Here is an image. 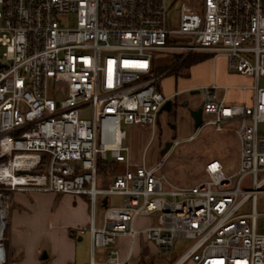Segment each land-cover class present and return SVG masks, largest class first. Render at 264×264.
Segmentation results:
<instances>
[{
	"label": "built area",
	"instance_id": "obj_1",
	"mask_svg": "<svg viewBox=\"0 0 264 264\" xmlns=\"http://www.w3.org/2000/svg\"><path fill=\"white\" fill-rule=\"evenodd\" d=\"M170 9L176 27L168 23ZM157 51H182L179 60L211 52L226 58L229 71L252 78L237 87L240 103L227 100L230 87L196 88L203 97L196 133L205 125L221 131L239 123L235 171L213 159L206 179L176 186L160 173L164 159L130 167L123 126L149 125L153 135L164 105L176 95L158 86L166 73L153 72ZM262 79L264 0H202L199 8L186 0H0V161L34 156L0 184L10 191L87 195L91 220L78 230L90 232L93 254L107 249L104 260L88 264H134L140 236L163 253L178 238L193 239L174 264H264V212L258 211L264 194ZM86 106L89 117L82 116ZM100 161L127 169L102 187ZM41 164L45 169L37 171ZM111 195L122 203L110 204ZM154 214V223L136 227L140 217ZM122 238L129 239L126 252L118 245Z\"/></svg>",
	"mask_w": 264,
	"mask_h": 264
},
{
	"label": "rangeland",
	"instance_id": "obj_2",
	"mask_svg": "<svg viewBox=\"0 0 264 264\" xmlns=\"http://www.w3.org/2000/svg\"><path fill=\"white\" fill-rule=\"evenodd\" d=\"M189 4L197 6L202 0H186ZM168 23L172 27H176L178 22L176 21L175 14L170 9L168 14ZM177 44H183L178 42ZM182 51H157L155 54V65L158 70H163L165 76L162 77L158 84L162 85L163 93L178 92L174 102H177V106L174 107L171 114H163L160 121L157 123L156 132L152 135L149 125H124V129L127 132V138L124 143L130 148V166L138 165L146 162L148 166L156 165L159 161L163 160L160 173H164L167 179L176 186L194 185L204 179H206L205 167L207 162L217 159L221 161L227 172L231 173L238 168L239 165V139L235 133V129L239 123L224 125L221 131L215 129L213 125H205L196 133V126L191 119L190 114H187V104L195 106L200 100V94H192L191 90H186L189 83L193 84H211L214 81L213 70L209 64L204 66H193L184 68L179 73L176 70H171L177 63L178 55H181ZM220 80L217 82L219 83ZM253 80H237L228 82L236 83L233 85H218L220 87H230L227 91L229 98H235L237 101L241 99V91L237 88V83L251 84ZM264 84V79L261 80ZM215 84V83H213ZM212 85V84H211ZM203 85H199L196 88H200ZM195 89V90H197ZM218 93H222L221 89L217 90ZM82 116H90V108L86 106L82 109ZM174 122L176 128L168 125V121ZM261 129H264V125H260ZM195 134V138L187 140V138ZM180 140L179 144L166 155H162V150L165 148L166 142H172ZM163 157V158H162ZM135 165V166H136ZM116 168L112 171H102L100 177L102 183L109 185L113 181L114 174L124 172L126 165H116ZM100 184V182H99ZM249 186L248 184H246ZM11 191L6 189L3 184H0V196L2 199V207L4 211V230L1 237L0 258L5 264V239L7 235V212H6V199ZM109 203L112 205H120L122 203V197L119 195H111L109 197ZM258 211L264 212V194L258 197ZM97 220L101 223L103 207L99 204L97 206ZM156 214L140 217L136 222V227H142L144 225L154 223ZM194 243L193 239L178 238L176 239L175 246L172 251L168 253L160 252L158 247L151 241H146L142 236L137 240V244L134 248V264H174L178 258H180ZM123 249L128 248V241L119 239L118 245ZM192 264V261H189Z\"/></svg>",
	"mask_w": 264,
	"mask_h": 264
},
{
	"label": "crops",
	"instance_id": "obj_3",
	"mask_svg": "<svg viewBox=\"0 0 264 264\" xmlns=\"http://www.w3.org/2000/svg\"><path fill=\"white\" fill-rule=\"evenodd\" d=\"M198 53H206L209 57L192 64L191 67L209 64L213 70L215 81L211 84L233 85L236 83H227L239 79H252L251 77L229 71L224 56L215 57L211 52ZM155 70H158L156 65ZM218 80H220L219 83L217 82ZM211 84L189 83L185 89L193 91L199 85ZM243 85L250 84L237 83L236 87ZM158 86L160 89L162 88V85L158 84ZM178 93L179 91L174 93L167 92L165 94L167 96L176 95L169 99L172 102L171 109L163 110L159 115L158 122L163 114H171L174 107L177 106V102H174L173 99L177 97ZM222 94L223 92L218 93L219 97ZM241 95L240 101L228 96L227 100L232 103H240L243 100L242 91ZM200 96V100L195 106L187 104L188 109L186 112L190 114L194 123L191 110L200 109L203 102V97L201 94ZM173 123L171 120L168 121L169 126L176 128V124ZM121 164L123 163H118V165ZM135 165L130 167L134 168ZM99 182L102 187L107 186L102 183L101 177ZM6 206L7 235L4 244L5 264H88L92 259L95 261L104 260L107 249L97 248L93 254L90 232L86 231L81 234L78 230L81 227H87L91 220V207L87 195L40 191L36 189L13 190L8 194ZM96 223L98 225L102 223V219L100 224L97 220V212ZM122 239L129 243V239ZM122 250L126 252L125 249L122 248Z\"/></svg>",
	"mask_w": 264,
	"mask_h": 264
},
{
	"label": "trees",
	"instance_id": "obj_4",
	"mask_svg": "<svg viewBox=\"0 0 264 264\" xmlns=\"http://www.w3.org/2000/svg\"><path fill=\"white\" fill-rule=\"evenodd\" d=\"M181 57V55H178L177 57V63L172 67L171 70H176L178 73L183 70L184 68H189L192 64H195L197 62H200L202 60H204L205 58L209 57L208 54L206 53H191L186 55L182 60H179ZM164 70V69H163ZM163 70H155L154 69V73H158V72H162ZM116 165H118L117 162H103L100 161L98 166H99V173H101L102 171H112L114 170L116 167ZM45 169V165L41 164L36 170L37 171H42ZM5 259V258H4Z\"/></svg>",
	"mask_w": 264,
	"mask_h": 264
},
{
	"label": "bare ground",
	"instance_id": "obj_5",
	"mask_svg": "<svg viewBox=\"0 0 264 264\" xmlns=\"http://www.w3.org/2000/svg\"><path fill=\"white\" fill-rule=\"evenodd\" d=\"M34 163V156L32 155H18L15 160H11L10 162H6L5 164H3V160L0 161V178H7L9 176H11V172L12 169L16 166L21 165L22 163ZM2 199L0 196V242H1V237L3 234V230H4V225H5V221H4V211H3V207H2ZM0 247H1V243H0Z\"/></svg>",
	"mask_w": 264,
	"mask_h": 264
},
{
	"label": "water",
	"instance_id": "obj_6",
	"mask_svg": "<svg viewBox=\"0 0 264 264\" xmlns=\"http://www.w3.org/2000/svg\"><path fill=\"white\" fill-rule=\"evenodd\" d=\"M193 94L195 93H198V90H193L192 91ZM171 100H168L167 103L164 105L163 110H170L171 109ZM191 115L195 121V126L196 128H199V126L202 124V110L201 109H194V110H191ZM173 146V142H167L166 145H165V148L162 150V155H166L170 149L172 148ZM103 204L104 206L107 205V198H105L103 200Z\"/></svg>",
	"mask_w": 264,
	"mask_h": 264
}]
</instances>
